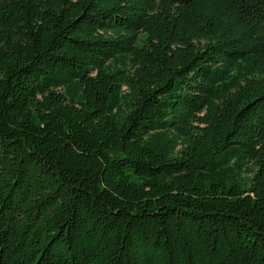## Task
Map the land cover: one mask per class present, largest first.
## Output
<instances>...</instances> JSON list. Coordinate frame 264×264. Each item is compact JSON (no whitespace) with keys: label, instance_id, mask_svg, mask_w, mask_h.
<instances>
[{"label":"trees","instance_id":"1","mask_svg":"<svg viewBox=\"0 0 264 264\" xmlns=\"http://www.w3.org/2000/svg\"><path fill=\"white\" fill-rule=\"evenodd\" d=\"M0 264H264V0H0Z\"/></svg>","mask_w":264,"mask_h":264}]
</instances>
